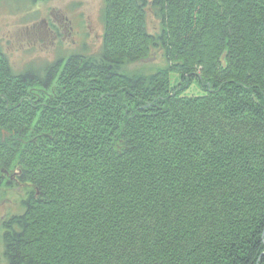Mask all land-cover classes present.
Returning <instances> with one entry per match:
<instances>
[{
  "label": "trees",
  "instance_id": "trees-1",
  "mask_svg": "<svg viewBox=\"0 0 264 264\" xmlns=\"http://www.w3.org/2000/svg\"><path fill=\"white\" fill-rule=\"evenodd\" d=\"M103 9L101 53L46 81L0 48L6 261L264 264V0Z\"/></svg>",
  "mask_w": 264,
  "mask_h": 264
},
{
  "label": "rangeland",
  "instance_id": "rangeland-1",
  "mask_svg": "<svg viewBox=\"0 0 264 264\" xmlns=\"http://www.w3.org/2000/svg\"><path fill=\"white\" fill-rule=\"evenodd\" d=\"M105 0H0V48L15 72L39 74L47 79L48 68L70 55L101 53L105 22ZM158 26L151 20V26ZM156 54L132 65L155 68L162 65ZM24 194L23 186L6 188L0 193V220L16 208V193ZM14 198V199H13ZM9 213V214H10ZM16 213V214H17ZM0 239V264H8Z\"/></svg>",
  "mask_w": 264,
  "mask_h": 264
}]
</instances>
